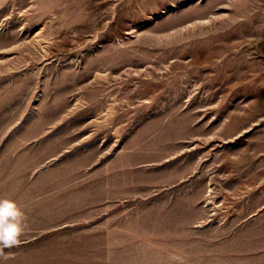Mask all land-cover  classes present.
<instances>
[{"label":"rangeland","instance_id":"1","mask_svg":"<svg viewBox=\"0 0 264 264\" xmlns=\"http://www.w3.org/2000/svg\"><path fill=\"white\" fill-rule=\"evenodd\" d=\"M0 264H264V0H0Z\"/></svg>","mask_w":264,"mask_h":264},{"label":"clouds","instance_id":"2","mask_svg":"<svg viewBox=\"0 0 264 264\" xmlns=\"http://www.w3.org/2000/svg\"><path fill=\"white\" fill-rule=\"evenodd\" d=\"M26 229L25 214L14 200L0 199V256L4 259L3 249H10L21 243Z\"/></svg>","mask_w":264,"mask_h":264}]
</instances>
